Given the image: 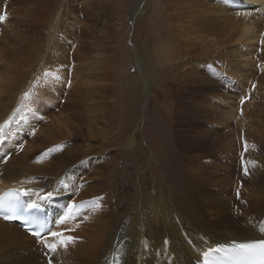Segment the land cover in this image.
I'll return each mask as SVG.
<instances>
[{
	"label": "bare ground",
	"instance_id": "obj_1",
	"mask_svg": "<svg viewBox=\"0 0 264 264\" xmlns=\"http://www.w3.org/2000/svg\"><path fill=\"white\" fill-rule=\"evenodd\" d=\"M172 1L189 2L200 10L202 28L195 29L187 40L205 39V45L215 51L214 54L205 51L207 60L202 61H211L213 65H218L219 61L223 64L221 69L244 82V87L251 84L257 88V84L252 83L254 74L246 70L254 67L255 52L259 43L264 44V0ZM4 10L0 6V14L7 17L0 22L1 29L8 26L10 17ZM58 19L52 25L56 33L62 31L59 27L63 21L61 13ZM75 20L80 27L84 25L82 20ZM51 23L52 20L49 25ZM74 25L68 26V35L60 40L74 37L69 29ZM16 26L12 29L22 37L23 32ZM222 48L227 53L233 52L231 60H227V54L219 58L218 50ZM237 57L242 59V66L235 61ZM71 61L69 55L59 52L53 61L40 62L35 73L29 72V77L11 88L10 82L14 79L8 75L10 63L0 53V84H7L10 90L9 101L2 104L3 89H0V125L4 126L0 134V195L8 189H19L25 193L28 205L43 206L49 212V227L44 238L50 243L56 241L49 232L76 238L66 249L51 252L19 225L0 219V264H49V260L51 264H198L205 253L219 244L264 240V186L260 183L249 191L237 185L240 203L233 209L238 214L234 229L243 233L214 231L207 216V205L203 214L197 213L190 200L185 199V205L182 203V197L171 185L166 188L159 182L149 181L146 167L139 176L144 160L135 131L137 125L128 110H72L70 105L50 110L48 104H56L63 86H74L72 78L81 80L75 83L79 86L89 89L92 85L90 79L84 81L82 72L78 75L79 70L69 71ZM142 70L146 84L148 76L145 74L148 73L143 67ZM35 87L39 90L33 91ZM53 88L55 94H52ZM245 90H242L244 96ZM36 93L38 96L33 97ZM70 93L72 95V89ZM93 96L91 91L87 92L89 99ZM240 98L226 103L229 109L224 112L221 125L227 126L230 120H235L236 126L230 127L226 138H255L262 127L253 122L251 116L238 112ZM116 135L119 136L114 139ZM189 142L186 140L183 144L186 159L187 152L194 151ZM111 143L116 144L118 150L104 157L102 153ZM228 146L225 149H230ZM173 147V143H166L161 151L169 155ZM124 155L126 160L119 162ZM188 162L186 167L193 168ZM119 163L122 164L120 169L117 168ZM173 168L176 169L174 164ZM177 181L179 187H184L183 180ZM152 191L157 192V197H153ZM47 193L52 196L41 199Z\"/></svg>",
	"mask_w": 264,
	"mask_h": 264
},
{
	"label": "rangeland",
	"instance_id": "obj_2",
	"mask_svg": "<svg viewBox=\"0 0 264 264\" xmlns=\"http://www.w3.org/2000/svg\"><path fill=\"white\" fill-rule=\"evenodd\" d=\"M0 6L10 15L8 26L0 28V53L10 63L8 75L14 79L10 82L11 88L29 77V72L35 73L40 62L53 61L59 52L69 55L72 59L69 71L79 70L78 75L82 72L84 81L90 79L92 85L89 89L79 86L81 80L72 78L74 86H63L56 104H48L50 110H58L64 105H70L72 110H128L136 122L140 154L145 161H142L139 176L144 174L146 167L148 180L166 188L171 185L182 197L184 205L185 199L190 200L197 213H202L208 206L207 216L214 231L233 235L243 233L234 229L238 214L233 209L240 203L237 185L247 191L257 183L264 186L261 183L264 181L263 43H259L255 52L254 67L246 70L257 77H252L257 88L251 84L244 87V82L221 69L223 64L218 60V65L202 61L207 60L205 51L215 53L205 45V39L187 40L195 29L202 28L200 10L189 2L0 0ZM59 13L63 17L59 25L62 31L56 33L52 25ZM74 18L82 20L84 25L80 27ZM68 24H75L69 27L74 37L60 40L68 35ZM15 25L23 32L22 37L12 29ZM11 35L13 39L10 40ZM218 52L219 58L227 54V60L232 59L233 52L227 53L224 48ZM235 61L243 65L242 59L237 57ZM142 67L148 73L145 74L148 76L146 84ZM196 74L200 76L194 77ZM0 89H3L1 100L5 104L10 99V90L7 84H0ZM32 90L38 91L39 87ZM53 90L52 94H55L56 89ZM88 91L95 97L89 99ZM237 97L242 99H239L242 103L237 107L238 112L251 116L253 122L262 127L255 138H248L250 142L246 138H226L228 130L236 126L235 120H230L227 126L221 125L223 114L229 109L226 103L236 102ZM124 118L127 120L128 115ZM186 140L194 146V151L185 149L190 160L184 158ZM166 143L174 145L169 155L162 152ZM224 144L230 145L231 153ZM114 145L107 146L102 155L107 157L111 152L115 153L118 147ZM126 158L124 155L119 162L123 163ZM187 162L193 168H187ZM121 166L119 163L117 168ZM177 179L183 180L184 187L178 186ZM152 194L157 197L156 191Z\"/></svg>",
	"mask_w": 264,
	"mask_h": 264
},
{
	"label": "snow or ice",
	"instance_id": "obj_3",
	"mask_svg": "<svg viewBox=\"0 0 264 264\" xmlns=\"http://www.w3.org/2000/svg\"><path fill=\"white\" fill-rule=\"evenodd\" d=\"M6 14H0V22L6 20ZM27 95V94H26ZM8 122L6 121L5 124ZM3 125H0V134L3 133ZM52 193H47L46 197H41V199L50 198ZM18 198L14 200H6L5 197L0 196V212H3L5 208L11 211V215H5V219H19L24 221V226L26 230L32 231V235H34L40 242H42L46 248L51 252H56L58 248H67L69 244L75 242V237L66 236L61 232H49L48 234L55 238L56 242L50 243L47 239H45L41 233L44 230V226L40 224L37 230H32L30 228V221L25 220L23 217L16 215L15 209L18 207V203L16 202ZM28 207H35V204L28 205ZM210 251H219L210 250ZM205 261L204 264H209L207 260L208 253H205ZM49 264H51V260H49ZM232 264H264V240L240 243L238 245V251L236 253V257L233 260Z\"/></svg>",
	"mask_w": 264,
	"mask_h": 264
}]
</instances>
